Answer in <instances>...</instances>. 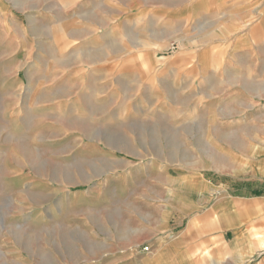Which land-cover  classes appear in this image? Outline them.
Masks as SVG:
<instances>
[{"label":"rangeland","instance_id":"1","mask_svg":"<svg viewBox=\"0 0 264 264\" xmlns=\"http://www.w3.org/2000/svg\"><path fill=\"white\" fill-rule=\"evenodd\" d=\"M217 3L0 0V264H90L49 232L78 197L264 146V12Z\"/></svg>","mask_w":264,"mask_h":264},{"label":"crops","instance_id":"2","mask_svg":"<svg viewBox=\"0 0 264 264\" xmlns=\"http://www.w3.org/2000/svg\"><path fill=\"white\" fill-rule=\"evenodd\" d=\"M210 1L233 14L264 12V0ZM233 164L167 184L149 165L139 173L142 194L130 184L126 195L116 189L111 203L102 190L87 192L49 232L57 224L61 241L63 232L80 235L79 254L91 256L90 264H264V146Z\"/></svg>","mask_w":264,"mask_h":264},{"label":"built area","instance_id":"3","mask_svg":"<svg viewBox=\"0 0 264 264\" xmlns=\"http://www.w3.org/2000/svg\"><path fill=\"white\" fill-rule=\"evenodd\" d=\"M148 249H149L148 247L144 248V250H146V251H148Z\"/></svg>","mask_w":264,"mask_h":264}]
</instances>
